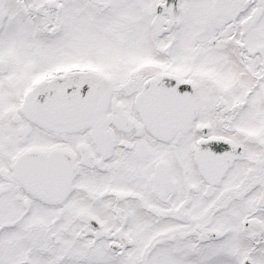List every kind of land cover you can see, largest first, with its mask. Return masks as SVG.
Returning <instances> with one entry per match:
<instances>
[{
    "label": "snow or ice",
    "instance_id": "6c2138e0",
    "mask_svg": "<svg viewBox=\"0 0 264 264\" xmlns=\"http://www.w3.org/2000/svg\"><path fill=\"white\" fill-rule=\"evenodd\" d=\"M0 264H264V0H0Z\"/></svg>",
    "mask_w": 264,
    "mask_h": 264
}]
</instances>
